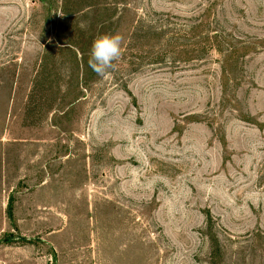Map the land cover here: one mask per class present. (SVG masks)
Instances as JSON below:
<instances>
[{"label":"rangeland","instance_id":"374dc122","mask_svg":"<svg viewBox=\"0 0 264 264\" xmlns=\"http://www.w3.org/2000/svg\"><path fill=\"white\" fill-rule=\"evenodd\" d=\"M0 264H264V0H0Z\"/></svg>","mask_w":264,"mask_h":264},{"label":"clouds","instance_id":"9594fccd","mask_svg":"<svg viewBox=\"0 0 264 264\" xmlns=\"http://www.w3.org/2000/svg\"><path fill=\"white\" fill-rule=\"evenodd\" d=\"M122 37L119 34L100 35L94 39L89 66L98 75H104L112 67V62L121 54Z\"/></svg>","mask_w":264,"mask_h":264}]
</instances>
